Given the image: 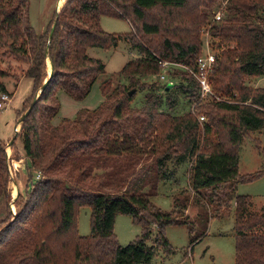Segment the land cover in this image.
Instances as JSON below:
<instances>
[{"label":"trees","instance_id":"16d2710c","mask_svg":"<svg viewBox=\"0 0 264 264\" xmlns=\"http://www.w3.org/2000/svg\"><path fill=\"white\" fill-rule=\"evenodd\" d=\"M214 4L215 0H66L55 15L50 39L54 22L37 33L29 0H0V48L25 61V77L33 80V93L20 116L49 78L16 136L23 143L28 173L26 198L16 214L8 188L7 143L0 140V264H151L157 246L168 255L174 252L166 227L187 223L173 214L180 206L178 199L172 213L151 201L161 181L169 179V161L180 165L192 160L189 188L198 194L211 190L217 195L228 184L234 193L238 183L264 175V168L239 172V151L247 133L264 130V87L246 83L264 76V20L259 15L264 0H228L221 20L214 21V16L211 23L202 8L211 11ZM102 16L125 19L132 30L109 33L101 26ZM207 25L217 50L210 82L221 99L202 104L198 81L183 68L172 73L182 78L181 86L140 82L160 76V61L197 70L201 31ZM122 40L139 52L116 74L130 79V86L115 87L113 78L103 81L101 105L53 125L61 110L57 91L83 101L105 73V64L90 57L88 48L109 49ZM7 75L0 68V93L9 94L2 81ZM147 87L151 91L146 103L133 106L132 88ZM178 87L189 108L195 104L202 115L172 112ZM199 116L207 121L200 122ZM255 141L264 154L260 140ZM232 198L219 215L228 212ZM235 200V264H264V209L251 211L249 195ZM82 206L91 207V231L85 236L77 229ZM118 214L142 226V234L125 246L114 232ZM154 225L156 238L149 245Z\"/></svg>","mask_w":264,"mask_h":264},{"label":"rangeland","instance_id":"374dc122","mask_svg":"<svg viewBox=\"0 0 264 264\" xmlns=\"http://www.w3.org/2000/svg\"><path fill=\"white\" fill-rule=\"evenodd\" d=\"M63 1H60V5L62 3L60 10L66 2V0ZM29 2L31 24L37 33H43L48 27H51L56 19L55 15L58 14L57 5H59V0H29ZM227 7L228 0H215L211 11L205 8L202 9L210 14L209 22L212 23L216 13L221 11L224 15ZM259 15L264 20L263 10L259 11ZM101 26L105 31L115 34H125L132 30L127 20L111 16H102ZM210 27L211 25L204 26L201 31V55L206 54L208 51L216 55L217 50L212 45L213 38L210 35ZM87 54L90 57L100 59L105 64V73L98 78L90 94L83 101L74 100L61 90H58L57 97L61 104L60 112L63 114H72L74 113L73 109H81L82 111L92 108L89 110H93L101 105L103 98L101 85L107 79L113 78L115 87L120 83L130 86V79L119 77L116 74L121 71L129 60L139 56L138 50L124 40L120 41L117 47L109 49L90 47L87 50ZM47 64V74L49 75L51 70L49 60ZM183 66L170 65L168 70L165 71V79L160 76H151L140 79V82H147L148 84L158 83L161 86L166 84H180L179 86H181L182 78L173 77L172 73L178 68L186 69ZM0 68L8 73L5 78H2V81L6 84L11 98L8 108L0 109V140L6 142L7 146L14 140L8 149L10 170L8 188L11 196V210L13 214H16L19 207L22 206L24 198H26L28 173L23 143L20 137H15V126L19 125L18 128L21 130V124L18 123L24 113L20 116V111L25 100L33 93V80L25 77L28 64L12 56L6 47L0 48ZM212 72L209 74V82ZM246 83L254 87H264V76L251 78ZM210 88L211 92L206 97L201 96L202 100H205L202 104L212 101L213 98L221 99L211 82ZM132 90H135L132 105L142 107L146 103V95L151 91V88H132ZM174 91L176 92V103L172 112L181 114L186 110H192L194 114L202 115L201 108L195 104L189 108L188 101L182 94L181 88L178 87ZM161 93L165 95L163 88ZM39 95L40 90L36 93V96ZM84 107L88 108L82 109ZM163 108L169 110L167 105H164ZM60 115L61 113L54 118L53 125H59L64 119ZM205 121H207V118L202 122ZM257 139L260 140L262 147H264V130L249 131L243 140L239 151V172L241 175L251 174L264 168V154L256 144L255 140ZM191 161L189 160L180 165L176 163L175 159L169 161L167 170L169 179L161 181L159 193L151 198L152 203L165 213H172L175 210L174 200L178 199L180 206L176 214L175 212L173 214L180 221L187 222L166 227L165 237L173 247L174 252L168 255L163 247L157 246V252L151 264H235L236 239L233 231L236 207L235 197L237 195H249L253 199L251 211L264 209V175L252 182L238 183L234 193L232 192V185L228 184L220 188L217 195L212 194L211 190H201V193L198 194L189 188L188 178L192 165ZM232 195L234 198L230 201L228 212L224 215H219L224 213L227 202H229V198ZM153 228L152 239L148 242L149 245L154 244V238H156V225ZM77 229L80 235L90 234V206L79 208ZM114 232L119 243L125 246L142 234V226L131 216L118 214L115 219ZM197 236L199 237L198 241L191 243L192 239Z\"/></svg>","mask_w":264,"mask_h":264},{"label":"built area","instance_id":"2783aa9c","mask_svg":"<svg viewBox=\"0 0 264 264\" xmlns=\"http://www.w3.org/2000/svg\"><path fill=\"white\" fill-rule=\"evenodd\" d=\"M222 16H223L222 12L218 11L215 15L214 21L221 20ZM215 62H216V56L210 51H208L204 55H201L197 59V70L190 69L179 63H174V62H169V61H160V64L162 65V68H163L160 74V77L162 79L166 78L165 71L168 70L170 65L183 66L186 68V70H189V72H191L194 75V77L199 83L200 90H201V96L206 97L209 94V92H211L209 74L211 71H213ZM10 102H11V98L9 94L0 93V109H7L8 106L10 105ZM204 120H205V116H199L200 122Z\"/></svg>","mask_w":264,"mask_h":264},{"label":"water","instance_id":"95a60500","mask_svg":"<svg viewBox=\"0 0 264 264\" xmlns=\"http://www.w3.org/2000/svg\"><path fill=\"white\" fill-rule=\"evenodd\" d=\"M57 13H59V10H58ZM55 27H56V22H54L53 25H52V28H51V31H50V35H49V36H50V39H51L52 36H53V33H54V30H55ZM49 62H50V66H51V70H50V74H49V77H50V76L52 75V73H53V66H52V63H51L50 59H49ZM48 80H49V78L45 80L44 85H43L42 89L40 90V92H41V91L43 90V88L46 86V84L48 83ZM169 87H170V85L168 86V88H169ZM134 92H135V90H132V91L130 92V95H132ZM38 97H39V96H36V97H35V99L33 100L32 104L30 105V107L28 108V110L23 114V116H22L21 119L19 120V123H18V124H21V123H22V121H23L24 117L27 115L28 111H30V110L33 108V106H34V104H35V102H36V100H37ZM18 127H19V125H18V126H15L16 136H17V133L20 131ZM16 136H15V137H16ZM13 142H14V140H13L10 144H8V146H7V149H6V151H7V155H8V149H9V147H11V145H12ZM18 192H19V191H18Z\"/></svg>","mask_w":264,"mask_h":264},{"label":"crops","instance_id":"0c3cea01","mask_svg":"<svg viewBox=\"0 0 264 264\" xmlns=\"http://www.w3.org/2000/svg\"><path fill=\"white\" fill-rule=\"evenodd\" d=\"M65 1V0H64ZM63 1V2H64ZM57 9L58 10H60V7L57 5ZM104 98V97H103ZM103 98H102V102L104 101L103 100ZM67 101V100H66ZM101 102V103H102ZM85 108H88V107H84V108H82V109H85ZM88 109H92V108H88ZM81 109H73V112L74 113H72V114H68V113H64V114H67V115H64L62 112H60L61 113V115H60V117H64V118H75V116L77 115V113L80 111ZM76 114V115H75Z\"/></svg>","mask_w":264,"mask_h":264},{"label":"bare ground","instance_id":"6f19581e","mask_svg":"<svg viewBox=\"0 0 264 264\" xmlns=\"http://www.w3.org/2000/svg\"><path fill=\"white\" fill-rule=\"evenodd\" d=\"M60 1H61V0H59V5H58L59 7L62 5V3H61V5H60Z\"/></svg>","mask_w":264,"mask_h":264}]
</instances>
